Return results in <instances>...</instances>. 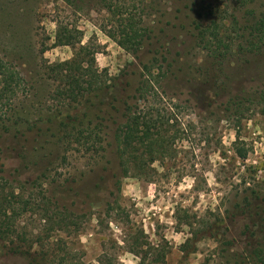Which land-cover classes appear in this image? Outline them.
<instances>
[{
    "label": "rangeland",
    "instance_id": "374dc122",
    "mask_svg": "<svg viewBox=\"0 0 264 264\" xmlns=\"http://www.w3.org/2000/svg\"><path fill=\"white\" fill-rule=\"evenodd\" d=\"M71 1L0 0V264H264V51H245L264 0ZM130 112L162 142L122 178Z\"/></svg>",
    "mask_w": 264,
    "mask_h": 264
},
{
    "label": "trees",
    "instance_id": "16d2710c",
    "mask_svg": "<svg viewBox=\"0 0 264 264\" xmlns=\"http://www.w3.org/2000/svg\"><path fill=\"white\" fill-rule=\"evenodd\" d=\"M67 4H71V0H64ZM113 8H119L116 5ZM253 14V12H251ZM121 33V40L118 41V45L122 49L130 50L138 45L139 34L138 30L135 28L133 22L130 18H124ZM222 27L220 22L211 21L209 25L200 28L198 27V35L200 45L203 50L207 51L211 56L217 58H224L226 54L230 51L231 46L226 42L223 32L220 28ZM246 33L248 42L246 43V52L255 55L264 51V9L259 15L254 16V20L251 25H249ZM89 72V71H88ZM92 81L87 82V87L85 88V93L90 91H100L106 90L107 86H104V82H97L96 76L90 75ZM16 81L14 76H5L0 72V95L3 89L9 85L8 82ZM82 89L79 86L78 89ZM144 88L140 89L141 98H144L145 91ZM151 113L141 114L140 112H130L127 117L126 123L118 129V133L115 135V145L117 147V152L120 153L118 157L119 167L122 178L136 177V174H131L127 166L133 162L138 163L137 149L139 146H144L147 149V154L149 157L152 155L155 147L161 146L162 135L158 132L159 127H157V118H152ZM236 156L239 159L246 158V152H243L240 148L236 149ZM131 160V162L129 161ZM151 162L155 161V158H150ZM132 164V163H131ZM260 262H264V258L260 257L262 252L257 250L254 254ZM24 257H29L25 255L14 254L11 258L16 260H23ZM28 259V258H27ZM163 261V257L161 259Z\"/></svg>",
    "mask_w": 264,
    "mask_h": 264
}]
</instances>
